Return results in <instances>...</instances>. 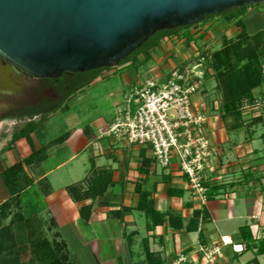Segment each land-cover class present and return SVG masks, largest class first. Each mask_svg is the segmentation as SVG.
<instances>
[{
  "label": "crops",
  "instance_id": "obj_1",
  "mask_svg": "<svg viewBox=\"0 0 264 264\" xmlns=\"http://www.w3.org/2000/svg\"><path fill=\"white\" fill-rule=\"evenodd\" d=\"M245 15H250L251 22L258 20L264 25V4L249 7L240 16L248 32ZM197 30L194 39L206 32L212 37L193 42L184 53L186 57L192 56L194 50L198 52L197 46L202 43L209 45L214 39L222 42L237 35L233 23L226 25L222 18H214L190 32ZM180 37L181 34L164 38L150 52L148 61L140 55L136 66L129 62L105 70L86 87L111 74H118L123 89L131 88L137 80H167V62L183 57L175 46L181 42ZM145 63L151 66L144 74L146 79H141L138 71ZM198 95L213 114L206 129L213 157L206 173L204 202L193 195L178 164L172 162L169 168H160L149 147L101 142L100 131L93 133L89 127L82 130L77 147L72 145L71 137L75 129L50 142H45L44 132L36 129L28 140L23 137L13 142L15 128L7 124L3 127L5 133L10 128L13 131L10 135L2 132L0 156L14 153L16 158L0 170V205L9 198L1 173L45 147L42 161L24 166L32 184L22 196L33 197L32 205L38 208L39 217L51 237L60 236L73 264H167L181 254L187 256L188 264H205L199 248L215 244L222 251L219 264H264V109L259 111L264 104V83L253 91V104L242 109L239 122L228 117L217 124V110L209 103V95L204 90ZM55 158L59 159L54 168L43 169L45 162ZM63 169V173L51 178ZM70 186H78L72 195L66 190ZM24 202L28 204L27 199ZM77 220L90 230L89 243L81 240V235L79 238L74 225ZM223 238L244 246V251L234 253L231 245L221 243ZM88 244L94 245L95 253ZM83 249L88 250L87 258L80 253Z\"/></svg>",
  "mask_w": 264,
  "mask_h": 264
},
{
  "label": "water",
  "instance_id": "obj_2",
  "mask_svg": "<svg viewBox=\"0 0 264 264\" xmlns=\"http://www.w3.org/2000/svg\"><path fill=\"white\" fill-rule=\"evenodd\" d=\"M261 4L264 0H0V58L34 79L111 69L158 32Z\"/></svg>",
  "mask_w": 264,
  "mask_h": 264
},
{
  "label": "trees",
  "instance_id": "obj_3",
  "mask_svg": "<svg viewBox=\"0 0 264 264\" xmlns=\"http://www.w3.org/2000/svg\"><path fill=\"white\" fill-rule=\"evenodd\" d=\"M249 7L251 6L233 9L219 16L208 17L203 21L206 23L214 18H222L226 25L233 23L237 29L236 37L223 39L222 46L213 51L208 57V61L206 59V64L202 65L205 67H203L202 82L213 78L216 83L215 92L218 94L220 117L223 121L232 117L236 122H239L242 109L253 104V91L264 83V29L254 35H249L240 19L243 11ZM200 25L201 23L156 33L119 66L129 62H133V66H136L137 58L140 55L144 57L145 61H148L150 52L159 47L161 41L166 37L181 34L180 38L184 40L185 46L189 47L195 42L193 37L196 35L190 30ZM199 61L201 62V60ZM187 66L190 65L182 63L175 70L183 72ZM197 66L201 65L197 64ZM105 70L108 69L83 74L65 73L54 80L55 83L65 81L69 85L68 91L62 96L63 101L43 107L27 108L18 115L8 116V119L23 121L14 129L12 141L23 137L28 140L29 135L37 129V125L44 118L59 109L72 94L90 85ZM37 118L39 120H36ZM45 152V147L33 151L23 162L15 163L1 173V179L9 193V198L0 205V264H24L26 258L30 261L37 258L38 264L69 263V260L67 261L63 256L64 253L68 257L66 246L64 244L57 246L54 244L57 242H51L43 235L42 229L48 230L45 223L38 214L34 213L36 207L26 204L22 196L23 192L32 184L31 179L24 172V166L34 161H42L45 158ZM77 188L78 186H70L66 190L72 195L77 191ZM13 209H16L18 214L5 226L3 223L8 219ZM241 229V231L246 230V228Z\"/></svg>",
  "mask_w": 264,
  "mask_h": 264
},
{
  "label": "built area",
  "instance_id": "obj_4",
  "mask_svg": "<svg viewBox=\"0 0 264 264\" xmlns=\"http://www.w3.org/2000/svg\"><path fill=\"white\" fill-rule=\"evenodd\" d=\"M189 67L183 72L175 70L162 85L153 79L137 80L123 109L108 129L100 132L99 138L104 136L128 146L149 147L155 163L163 169L169 168L175 159L193 195L204 202L206 173L213 157L206 130L210 117L203 103L200 109L192 101V96L202 91L203 75ZM212 106L218 110L217 104ZM221 243L231 245L234 253L244 251V246L233 245L224 238ZM199 252L205 264H219L222 251L218 244L200 246ZM188 263L187 256L181 254L167 264Z\"/></svg>",
  "mask_w": 264,
  "mask_h": 264
},
{
  "label": "rangeland",
  "instance_id": "obj_5",
  "mask_svg": "<svg viewBox=\"0 0 264 264\" xmlns=\"http://www.w3.org/2000/svg\"><path fill=\"white\" fill-rule=\"evenodd\" d=\"M261 5H257V6H261ZM252 8H256V7H252ZM255 12H256V9H254L251 15ZM249 17L250 15L248 16L245 15V21H248L249 23L248 32L250 34H253L260 29H264L263 23L259 22L258 20H254L253 22H251ZM202 24H205V22L201 23V25ZM197 28L198 26L193 28V30H196ZM198 32L199 31H196V33L194 34H197ZM172 37L175 38V36H172ZM203 37H212V35L206 32L205 35L201 34L199 37H197L195 41H197L200 38L204 39ZM179 40L181 42L178 41L175 44V46L178 47L177 48L178 51L183 52V57H181L179 61H177L176 59L169 60V62H167V65H169V68L165 65V63H163V67H167V71H165V73H168V77L171 76V73H173L174 71L172 68L177 67L179 63L181 64L185 63L187 65L189 64L190 65V67L188 68L189 70L195 69L196 71L198 70L199 72L204 74L205 67L202 65L206 64L205 62L208 61V57L213 51L219 49L222 46V42L220 39H214L212 40V43H210L209 45L202 43L201 45L197 46L198 47L197 49H199V51L197 52L194 50L192 56L186 57L184 56V53L187 52L188 46H185L184 40H182L181 38ZM140 58L142 59L143 56L141 55ZM199 60H201V62ZM197 64L201 66H197ZM148 66L150 68L151 66L150 63L149 64L145 63L144 65L143 64L140 65L141 69L138 71V73L140 74L139 77L141 79H146L144 74L146 73ZM111 69H114V68H111ZM111 69H108V70H111ZM263 70H264V66H263ZM152 79L156 81L158 85H162V83H165L166 81L165 78L164 80L160 78H152ZM215 86H216V83L214 79L208 78L202 84L201 89L202 91L204 90V93L209 95L210 104L212 105H215V103L217 104L218 110L215 111L216 115L214 116V118L217 124H221L222 119L219 115L220 107L218 103V94L215 92L216 91ZM122 89L123 88L120 87L118 74H111L106 77H102L97 82H95L92 86L85 87L81 91H78L72 94L68 99H66L63 102V104L61 105L59 109L53 112L49 117L47 116L46 118H44L37 125V129H40L41 133L44 132L45 142H50L54 140L55 138L62 136L66 132H70L71 129H75L76 131L75 133H73L71 137H72V145L74 147H77L82 138L81 134H82V130L84 129V127H89L90 129H92L93 133H96V131H100V132L106 131L108 127L110 126V124L115 120L118 112L121 109H123L124 105L126 104V99L130 92V88H125L123 90ZM197 95L195 94L192 96V101L194 105H197L200 107V109H203L202 107H204V105L201 103V100H198L199 95L198 96ZM120 97H121V100L119 101L118 99H120ZM262 106L263 107L261 109H259L260 107H257L260 113L262 112V109H264V104ZM205 113L208 117H210V119L213 117L212 112L208 108H205ZM16 127L17 126L15 127L12 126L11 128L13 129ZM11 128L8 130V132L6 131V133L4 131L6 129H3L2 131H0V138L3 137L1 135L3 133L10 135L12 131L14 130V129L12 130ZM99 141L105 142V143L107 142L112 143V141L116 142L114 139L104 137V136H102V138H99ZM2 143H3V140L0 139V145H2ZM13 154L14 153H12V155L10 154L11 156L9 155L6 156V154H3L0 156V170L10 165L11 161H13L12 159H14V157L16 158V155L15 154L13 155ZM58 159L59 158L50 159L49 161L45 162L43 169L46 170V169L54 168ZM173 162L177 163L175 159H173ZM63 172H64V169L58 172H55L54 174L51 175V178H54L55 176H58V174H61ZM59 193H61V191H59ZM26 199H27L28 204H30L31 206H34L32 205L34 201L33 197H30V195L28 194L25 197L24 201H26ZM34 213L38 214L37 207L34 209ZM16 214H18V211L16 209H13L8 219H6L3 224L5 226L8 225L10 220L13 219ZM74 225H75V230L79 234V238L81 235L80 239L88 240V243H89L91 239L90 238L88 239L87 237L89 235L88 233L90 232V230L88 228H85V226L82 224V221L80 220H77L74 223ZM42 232H43V235L47 237V239L51 240V242H57V243H54V244H57V246L64 244L63 241L60 240V236H58L57 234L52 236L54 237L52 238L50 234L51 232L49 230L42 229ZM87 247L89 248L91 252L95 253L93 244H88ZM87 251L88 250L83 249L82 251H80V253H83L84 256L87 258L88 257ZM63 256L65 257L67 261L69 260L68 264H73L72 261L64 255V253H63ZM24 264H38V259L33 258L30 261V260H27L26 258ZM83 264H91V262L85 261L83 262Z\"/></svg>",
  "mask_w": 264,
  "mask_h": 264
},
{
  "label": "flooded vegetation",
  "instance_id": "obj_6",
  "mask_svg": "<svg viewBox=\"0 0 264 264\" xmlns=\"http://www.w3.org/2000/svg\"><path fill=\"white\" fill-rule=\"evenodd\" d=\"M34 79L0 58V124L18 126L23 121L8 119L27 108H37L63 101L69 85L62 81ZM28 82L25 87L23 84Z\"/></svg>",
  "mask_w": 264,
  "mask_h": 264
}]
</instances>
